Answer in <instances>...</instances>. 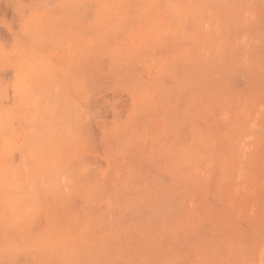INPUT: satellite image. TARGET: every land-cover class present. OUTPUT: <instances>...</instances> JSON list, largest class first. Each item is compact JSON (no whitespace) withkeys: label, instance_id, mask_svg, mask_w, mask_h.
Wrapping results in <instances>:
<instances>
[{"label":"rangeland","instance_id":"374dc122","mask_svg":"<svg viewBox=\"0 0 264 264\" xmlns=\"http://www.w3.org/2000/svg\"><path fill=\"white\" fill-rule=\"evenodd\" d=\"M0 264H264V0H0Z\"/></svg>","mask_w":264,"mask_h":264}]
</instances>
